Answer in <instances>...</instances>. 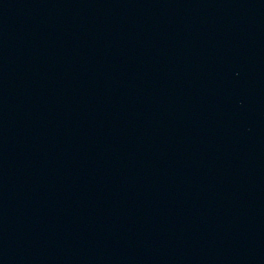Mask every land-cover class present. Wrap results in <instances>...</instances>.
Instances as JSON below:
<instances>
[{"label": "water", "instance_id": "water-1", "mask_svg": "<svg viewBox=\"0 0 264 264\" xmlns=\"http://www.w3.org/2000/svg\"><path fill=\"white\" fill-rule=\"evenodd\" d=\"M0 264H264V0H0Z\"/></svg>", "mask_w": 264, "mask_h": 264}]
</instances>
